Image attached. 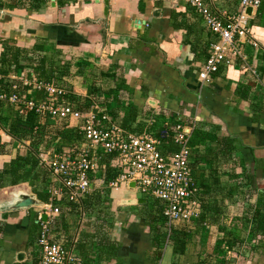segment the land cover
I'll use <instances>...</instances> for the list:
<instances>
[{
  "label": "crops",
  "instance_id": "0c3cea01",
  "mask_svg": "<svg viewBox=\"0 0 264 264\" xmlns=\"http://www.w3.org/2000/svg\"><path fill=\"white\" fill-rule=\"evenodd\" d=\"M107 1L106 13H103L102 0H47L41 7H45L47 3L49 12L46 18L42 19L44 14H40L41 7L32 11L25 6H18L15 2L13 4L12 0H0V41L10 38L15 40V45L30 48L35 42V37L60 40L63 44L55 46L62 50L65 59L82 57L94 66L122 75L125 86L131 90L132 104L137 108L136 121L144 122L143 132L152 133L165 122L179 121L188 134L191 153L196 148L201 152L203 147L211 145L209 140L204 139L196 148L192 146L191 134L193 131H199L212 136H230L236 139L235 142L241 145L240 153L243 155L245 168L247 145L253 148L255 157L264 156V111L259 112L258 122L248 120L252 103H264V0H261L259 7L249 18L251 34L258 45H242L244 60L236 58L228 64L223 63L215 73L209 74L205 79L199 74L202 62L208 54V42L212 35L187 2ZM211 5L234 11L237 8V0H212ZM247 67L256 69L259 76L257 80ZM68 80L73 91L85 95L78 77L73 76ZM99 85L102 86V83ZM93 106L98 108L97 105ZM75 122L79 124L80 120ZM147 126L150 127L149 130H146ZM1 135L0 132V139ZM5 137L6 142L16 143L8 135ZM5 146L4 150H7L8 144ZM15 146L18 144L6 151L8 153H0V157L5 158L3 161L12 157L15 151H21ZM170 146L174 147L171 143ZM241 168L238 165L236 172ZM259 175L257 182L264 185V174ZM21 185L22 190L24 186L29 189L26 182ZM111 191L112 188L109 195L115 202L123 197L140 198L137 191L131 188L123 189V194L120 195H113ZM118 206L120 205L116 203L115 208ZM13 212L7 214L11 215ZM25 214L26 211H17L8 216L9 220L7 217L0 220L9 223L19 220L21 223L22 220L26 225ZM120 214L119 212L121 221L126 220L129 224L134 222V226H138L139 218L133 214ZM238 216L236 209L227 205L218 225H225L226 229L232 230V220L238 219ZM223 218L229 219L230 224L229 221L224 223ZM84 221L82 218V225ZM218 225H209V233L212 232L214 236L211 243H215L221 234L217 231ZM236 225L240 230L239 234L247 230V227ZM8 228L9 233H4L1 240L0 264L13 262L12 256L17 252H22L23 259H28L29 253L23 251L24 241L21 245L17 243L16 237L23 240L25 230L17 228L13 234V231H10L12 226ZM130 229L128 233L131 242H121L122 261L125 264H146L144 255L141 258L136 257L140 243L143 246L138 250L141 254L150 248L146 228L131 226ZM205 231L207 233L208 229ZM164 254L159 264H174L171 248L165 249ZM244 257L239 264H264V250L258 255ZM189 258L193 260V254ZM237 259L236 257L235 260ZM185 263L187 262L184 261L183 264Z\"/></svg>",
  "mask_w": 264,
  "mask_h": 264
},
{
  "label": "trees",
  "instance_id": "16d2710c",
  "mask_svg": "<svg viewBox=\"0 0 264 264\" xmlns=\"http://www.w3.org/2000/svg\"><path fill=\"white\" fill-rule=\"evenodd\" d=\"M45 2L47 0H15L18 6H25L32 11L38 10ZM52 40L54 39L49 37H35L30 48L15 45L14 39L1 40L0 91H10V75L29 68L37 79L50 82L63 90L59 101L68 103L79 111H87L97 105L98 109L104 108L111 121L122 129L135 134L145 130L144 122L136 121L137 108L132 104L131 90L125 86L122 75L94 66L82 57L65 59L62 50L54 45V41L63 44L62 41ZM49 42L51 44L46 49ZM73 76L79 78L80 87L85 90L84 96L73 91L68 80ZM258 77L257 74L254 78L257 80ZM24 90L21 87L18 93ZM41 95L42 98L45 97L44 94ZM251 109L248 120L258 122L259 112L264 111V103H252ZM62 120L65 119L56 120L48 116L39 118L32 111L19 114L14 105L0 103V130L12 141L23 144V147L20 146L23 148L22 152L15 151L12 157L0 164V188L26 182L36 199L42 203L48 202L47 190L51 185V176L48 169L39 162L38 153L49 148L55 153L62 149L76 150L83 142L77 127L68 126ZM57 122L61 125L58 126ZM149 128L147 126L146 130ZM164 132V126L160 125L151 135L160 139L163 151L172 150L169 138L164 136ZM204 139L209 140L211 145L198 152L196 147ZM235 140L230 136L218 137L199 131L191 134L190 142L196 149L193 153L190 152L189 165L197 183L196 197L200 201L201 209L197 219L190 224L174 227L168 236L167 243L171 245L174 264H178L176 258L187 254L192 237L198 232H205L202 225L204 221L209 225H218L227 205L236 209L242 226L247 227V249L242 248L244 239L237 236V225L233 231L226 229L225 225H218L217 231L221 234L214 246L209 251L202 248L203 251L195 252L199 260L197 264H228L225 249L247 257L258 255L264 250V185L257 182L259 173L264 174V156L255 157L253 148L247 145L245 168L243 155L240 153L241 145ZM5 145L0 141V153H3ZM116 156V153L102 154L97 160L96 171L89 177L93 181L92 188L77 202L61 204L58 215L49 221V231L64 237L63 246L72 249L79 257L80 264H125L120 255L122 243L112 233L115 216L109 211L111 197L108 183L118 174V170L111 166V161ZM237 164L242 167L239 172L235 170ZM99 181L101 186L97 185L100 184ZM146 201L118 206L116 210L139 218L136 228H146L150 242V248L144 252V261L146 264H159L165 244L161 204L153 201L154 204L149 205ZM79 218L85 219L83 226H78ZM25 220L26 225L22 227L25 230L23 250L30 256L10 264L36 262L37 254L33 252L38 227L36 214L25 215ZM122 222L127 223L126 220ZM128 225L127 223L126 228ZM5 227V222L0 220V251ZM250 252L252 253L249 255ZM195 263L196 261L191 262Z\"/></svg>",
  "mask_w": 264,
  "mask_h": 264
},
{
  "label": "built area",
  "instance_id": "2783aa9c",
  "mask_svg": "<svg viewBox=\"0 0 264 264\" xmlns=\"http://www.w3.org/2000/svg\"><path fill=\"white\" fill-rule=\"evenodd\" d=\"M200 16L212 35L208 42V54L201 65L200 77L205 79L215 73L219 65L230 63L236 58L245 59L242 45L256 47L252 37L249 18L261 0H237V8L228 11L211 5L212 0H184ZM250 7V14L245 12ZM257 75L255 68L247 67ZM10 91H0V103L14 105L19 114L34 112L39 118L68 121L80 120L76 126L83 142L76 150L62 149L55 153L51 148L38 153L39 162L50 173L49 200L38 206L36 211L37 234L35 264H80V259L71 248L63 246V237L49 231V221L58 215L60 205L68 201L77 202L93 185L89 178L96 171L97 160L104 153H116L111 166L118 170L114 180L108 183L112 189L123 185L137 191L140 198L148 196L161 204L165 244L171 230L190 224L200 214V201L196 197L197 183L190 169V147L188 134L179 121L163 123L164 136L174 146L162 150L160 139L151 133H130L113 123L104 108L91 107L79 111L68 103L59 101L63 90L50 82L41 81L29 69L10 75ZM23 87L25 90L18 93ZM36 91L45 97L35 100L30 92ZM96 112L93 113L92 109ZM133 186L129 187L128 183ZM101 183V181H99ZM40 213L46 220H40ZM205 229L209 224L202 223ZM227 254L231 250L225 249ZM189 264V263H185Z\"/></svg>",
  "mask_w": 264,
  "mask_h": 264
},
{
  "label": "rangeland",
  "instance_id": "374dc122",
  "mask_svg": "<svg viewBox=\"0 0 264 264\" xmlns=\"http://www.w3.org/2000/svg\"><path fill=\"white\" fill-rule=\"evenodd\" d=\"M9 1H11V0H8V2ZM12 2H13V4H14V2H15V0H12ZM40 14H44V16H42L43 18L42 19H45L46 17L45 16H47L48 15V4L46 3V5H45V7H41L40 8ZM53 42V41H52ZM51 43L49 42L48 43V45L46 46V49H48L49 48V45H50ZM54 45H59V44H57L56 43V41H55V43H54ZM55 46V47H56ZM30 97H33V98H40V96H42L39 92H36V91H31L30 92V95H29ZM61 122H64V123H66L67 125H74L76 122L75 121H68V120H62ZM57 125L59 126V125H61V124H59L58 122H57ZM0 132H1V139H0V141L1 142H3L4 144H8V146L7 147H9L7 150H3V152H6V151H9L12 147H14V145L16 144V143H10V141L9 142H6V137H5V133L3 132V131H1L0 130ZM146 133H148L147 131H146ZM18 146H19V149L21 150V152L23 151V144L22 145H20V144H18ZM20 146H22V147H20ZM4 147H6V146H4ZM16 147V146H15ZM6 153H8V152H6ZM5 158L4 157H0V163H1V161L3 162V160H4ZM22 183H19V184H16V185H13V186H6V187H3V188H1L0 189V201H2L3 202V200H5V199H8L10 196H11V193L12 192H15V191H17L16 189H21V185ZM99 186H101V183L100 184H98ZM25 189V191L26 192H29V189L28 188H26L25 186L23 187V190ZM123 189H128V188H126L125 186H123V185H120V186H118L116 189H112V191H111V193L113 194V195H120V194H123ZM22 190V189H21ZM29 193H31V192H29ZM123 198H125V197H123ZM143 198H144V200L146 201V199H147V204H149L150 205V203L153 205L154 203H153V201L155 202V203H160L158 200H155V199H153V198H150V197H148V196H143ZM115 199V198H114ZM115 205H116V202H115V200H113V198L111 199V202H110V207H109V211L112 213V215L113 216H115V223H114V229H113V236L116 238V239H121L120 240V242H122V240H124V242L126 243V242H128V243H130L131 241H130V237H129V231L131 230L130 228H131V226H133L134 225V222H132L133 224H129L130 222H128V227L126 228V224L127 223H125V224H123V222L121 221V218L119 217V212L116 210V208H115ZM120 206H124V205H120ZM37 209H38V205H32V206H30V207H28V208H26V209H17V210H11L12 212H13V214H11V215H14V213H16L17 211L19 212V211H26V216H30V215H34V213L36 214V211H37ZM60 210H61V208H60ZM59 210V211H60ZM11 211H0V215H2L1 217H0V219L2 218V219H6V217H7V220H9L8 219V216H11V215H8V214H10L11 213ZM8 213V214H7ZM121 214H120V216L121 215H127L126 213H123L122 214V212H120ZM17 215V214H16ZM28 218V217H27ZM25 219V218H24ZM224 219V218H223ZM82 220V219H81ZM81 220H80V218H79V221H78V226H83L82 225V222H81ZM119 221H121V222H119ZM227 221H229V219H224V223H226L227 224ZM4 222H5V225H6V227H5V233H6V235L9 233V228H8V230H7V227L9 226V227H11L12 226V230H10L11 232L13 231V234H14V232L16 231V229L18 228V229H23L24 227H25V221L23 222L22 220H21V223H20V220L19 221H17V222H12V223H9V222H6L5 220H4ZM223 222V221H222ZM232 222L234 223V227L236 226V224H238V225H241L242 226V223H241V221H240V219H233L232 220ZM229 224H230V221H229ZM228 224V226H230ZM21 227H23V228H21ZM134 227H137V226H134ZM140 227H141V225H140ZM246 227V226H245ZM210 229V228H209ZM209 229H208V231H207V233H206V231L202 234V232H198V233H196L195 235H194V237H192V240L189 242V244H188V251H187V254H183V256L182 257H178V258H176L177 259V262H178V264H183L184 263V261H186L187 263H190L191 264V262L194 260V261H196V263L195 264H197L198 262L197 261H199L197 258V256H195V252L196 251H200V250H202V248L204 249V250H206V248H207V250L209 251L210 249H211V247H213L214 246V244L215 243H211V241L213 240V238H214V236H213V233L211 232V233H209ZM24 230V229H23ZM233 230H235V228H233L232 229V231ZM236 231L238 232V237H240V238H242V239H244L243 241H244V243H243V246H242V248H246L247 247V241H249V240H247L248 238H247V230H245V233H240L239 234V232H240V230L239 229H237L236 228ZM131 233V232H130ZM209 233V234H208ZM24 234H22V236H23ZM57 236L60 238V236H59V234H57ZM213 236V237H212ZM17 237V243H21V245L23 244V241H24V239L22 240V238H20V237H18V236H16ZM61 237H63V236H61ZM212 237V238H211ZM211 238V239H210ZM63 239H64V237H63ZM251 242V241H250ZM201 243H203V244H201ZM171 248V245H170V243L168 242L166 245H164V247L162 248V250H161V253L163 254V255H165L164 254V250L166 249H170ZM139 248L140 249H142L143 248V246H141V243H140V245H138V250H139ZM4 249H5V247H4ZM23 249V248H22ZM247 249V248H246ZM137 250V251H138ZM24 251V250H23ZM137 251H136V257L137 256H139L138 258H141L142 257V255H144V254H141L139 251H138V253H137ZM141 251V250H140ZM146 250H144V252H145ZM203 251V250H202ZM33 252H36V254L38 253L37 252V248H36V246H34V249H33ZM142 252V251H141ZM24 253H26V251H24ZM224 253H225V258H226V260H228V264H239V261L244 257V256H242V255H237L235 252H233V251H230V253L229 254H227L226 253V251H224ZM161 254V256L162 257H164L163 255ZM191 254H193V256H194V259L193 260H190L191 258H189L190 257V255ZM236 257L238 258L237 259V261L235 260L236 259ZM184 258H187L188 260H185ZM245 258V257H244ZM12 259L14 260V261H16V259H15V256H14V254H13V256H12ZM181 259V260H180Z\"/></svg>",
  "mask_w": 264,
  "mask_h": 264
},
{
  "label": "water",
  "instance_id": "95a60500",
  "mask_svg": "<svg viewBox=\"0 0 264 264\" xmlns=\"http://www.w3.org/2000/svg\"><path fill=\"white\" fill-rule=\"evenodd\" d=\"M104 6H103V13H106L107 8V0H102ZM245 12L249 15L250 14V7H246ZM92 112L95 113L96 109L93 108ZM129 187L133 186L132 182L128 183ZM17 191L12 192L11 196L8 199L3 200V202H0V211H11V210H17V209H26L32 205H38L40 206L42 202H40L38 199H36L35 195L33 193L26 192L21 189H16ZM145 200L143 198H121L116 201L118 205H134L143 203ZM40 220L45 221L46 220V214L40 213ZM16 261H20L23 259V253L17 252L15 255Z\"/></svg>",
  "mask_w": 264,
  "mask_h": 264
},
{
  "label": "bare ground",
  "instance_id": "6f19581e",
  "mask_svg": "<svg viewBox=\"0 0 264 264\" xmlns=\"http://www.w3.org/2000/svg\"><path fill=\"white\" fill-rule=\"evenodd\" d=\"M16 193V192H15Z\"/></svg>",
  "mask_w": 264,
  "mask_h": 264
}]
</instances>
